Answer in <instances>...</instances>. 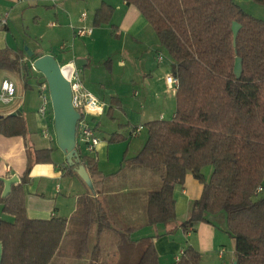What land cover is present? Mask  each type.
<instances>
[{"label": "trees", "instance_id": "16d2710c", "mask_svg": "<svg viewBox=\"0 0 264 264\" xmlns=\"http://www.w3.org/2000/svg\"><path fill=\"white\" fill-rule=\"evenodd\" d=\"M125 1L151 24L172 58V75L179 79L174 117L146 123V142L130 160L163 171L161 187L148 194L147 224H164L170 233L179 227L174 190L191 173L203 184V192L180 225L184 231L202 222L218 228L224 225L236 241L231 264H264V19L246 12L235 0ZM252 1L264 5V0ZM114 12L113 6L103 3L96 10L94 25L110 24ZM235 21L242 25L236 45ZM112 28L115 34L116 27ZM25 57L28 60L23 61ZM38 57L34 53L29 58L24 49L17 54L0 48V70L27 81L34 71L31 60ZM239 57L241 78L235 74ZM116 103L113 99L109 115ZM6 106L0 111V134L25 136L23 116L13 114L19 103ZM124 139L116 133L108 141ZM77 149L80 161L68 168L78 174L76 168L85 164L95 193L89 189L81 195L70 218H30L25 182L15 184L12 193L3 198L4 183L0 181V204L14 218L0 220L2 264H78L85 259L88 264H161L154 237L135 240L136 227H113L98 199L106 176L94 158L83 154L79 145ZM52 150H36L34 161L52 162ZM206 166H213L209 180L203 174ZM30 170L28 165L25 174ZM260 186L263 190L259 192ZM93 227L97 242L91 248ZM113 231L115 235L104 240ZM109 241L113 249L106 252ZM184 251L171 264H202L200 251L191 246Z\"/></svg>", "mask_w": 264, "mask_h": 264}, {"label": "crops", "instance_id": "0c3cea01", "mask_svg": "<svg viewBox=\"0 0 264 264\" xmlns=\"http://www.w3.org/2000/svg\"><path fill=\"white\" fill-rule=\"evenodd\" d=\"M87 1L88 0H58L56 4H52L40 0H0V48H9L17 54L21 50H25V41L27 40L24 39H31L30 35L28 32H25L24 39L22 38V41L18 40L12 31H10L11 19L15 20L18 17L26 19V15L30 14L34 15L32 19L35 23L41 24L43 20L41 15H43L49 19L48 21H44L46 26L54 31L60 42L50 49L36 48L37 50L33 51V53L39 56L48 54L54 55L61 66L80 59L81 62L84 63V66L80 68L90 67V59L82 50L83 47L86 46V41L82 45L81 39L93 36L94 31L92 35L83 37L76 36L75 34V30L78 27L84 25L90 27L88 25V14L86 21H81L80 19L81 14L85 12L84 7ZM41 3L45 4L47 8L56 6L54 17H52L53 13L51 11L39 7ZM103 3H107L114 7L115 12L112 21L119 12H122L120 21L112 24V26L116 27V33L113 34L112 32V34L122 39L123 35L120 31L125 33L123 54H125V50L127 49L128 38L132 37L133 42L136 44L134 51L137 53L139 52L138 54L146 52L140 58L142 62L141 68H143L141 74L152 78V81L155 79L157 82H160L159 84L162 83V88L167 89L166 94L171 95L173 90L169 88L166 78L172 74V62L168 63L170 65L171 74H165V70L162 68L165 66L166 62L164 57L162 61L159 60L160 45L158 42L160 41H157L158 36L156 32L157 38L154 37L152 31L148 29V25L142 21L141 18L143 15L139 9L132 5L129 6L125 0H100L95 3L96 10ZM94 20L95 15L92 24L94 27H100L94 25ZM147 33L150 39L144 36V34ZM63 43L67 45L65 49L61 48ZM25 60H28V58H23V61ZM118 66L119 68L127 69L128 63L124 59H119ZM6 79H12L17 87L16 100L6 107L9 108L13 104L19 103V107L14 111L22 108L21 115L24 118L27 133L25 136L13 137L0 134V176L10 178L14 175H18L20 182H25V201L27 214L30 218L50 219L54 216L70 218L77 208L78 198L88 193L90 188L78 174L73 173L68 168L65 153L59 155L58 162H55L53 160V152L55 149L51 148L53 149L52 162H35L29 174H25L29 164L27 156L29 131L36 129V131L41 133L42 127L47 122H49L51 129L53 127L52 119H46L38 112L41 104L40 85L43 80L37 81V93H31L25 98L24 92L26 90H34L31 75L28 77L27 81H24L22 76L18 77L16 75L9 76ZM138 79H142V77H138ZM144 81L142 80L138 89L131 91L130 95L127 93L128 96H126L127 94L124 92H119L111 88L108 89L106 86H103V84L100 86L98 85L97 89L95 88V91L92 93L98 98L103 99L106 108L102 115L98 117L92 116V125L96 127L98 123L100 124V117L109 115L113 99H116L117 102L115 108L124 112L126 120L124 125H129L131 135L135 127H144V125L150 121L165 119L162 112H155L156 109H154V105L162 102L163 99L164 101H168V97H166V99L165 97L162 98V95L165 93L164 90L159 92V89L156 87L155 89L151 81H146V83ZM174 92L176 94V91ZM114 93L116 95H114ZM147 101L154 102L152 107L151 105L147 106ZM2 108L3 107H1V109ZM149 119L150 121H148ZM99 131L100 130L96 129L97 134ZM132 136L138 140L140 138V134ZM101 139L102 141L97 147V150L94 153L86 155L96 160L99 170L106 176L103 192L98 194V199L108 212L111 223L115 229L124 230L129 227H136L132 233V238L135 240L154 237L161 264H171L175 262L176 256L181 250L189 246L201 252L202 264H215L216 261H220L221 264H231L235 260L236 241L228 234L224 225L218 228L211 223L202 222L195 229H190L188 232H185L180 226L189 218L192 202L200 198L203 192V184L200 183L193 174H187L184 184L175 187L174 198L176 201L177 224L179 227L175 230L177 234L171 236V233L168 232L169 226H165L164 224H158L156 226L147 224L148 194L161 187L163 171L145 168L131 161L116 170L118 161L112 156L114 147H112V143L108 141L109 138L103 139L101 137ZM145 141L146 140H143L141 146L136 149L137 153L139 149L143 147ZM137 142H139L140 145V141ZM46 148L49 147H42L36 150ZM136 155L137 154L133 157ZM207 168H209V166L203 169V174L206 180H209L213 171H208ZM75 175L80 179V185L77 189H74ZM66 176L73 179L70 182L68 193H63L60 182H62ZM114 233L113 231L105 235L104 240H107L110 236L113 237L115 235ZM92 236L93 230L91 239ZM228 236L230 237L232 248H228L225 242L229 239ZM96 242L97 236L95 237L93 246L90 240L91 248L94 247ZM112 249L113 245L111 244L110 250ZM221 249H225L223 256L219 254ZM88 261V259H85L82 261V264H88Z\"/></svg>", "mask_w": 264, "mask_h": 264}, {"label": "rangeland", "instance_id": "374dc122", "mask_svg": "<svg viewBox=\"0 0 264 264\" xmlns=\"http://www.w3.org/2000/svg\"><path fill=\"white\" fill-rule=\"evenodd\" d=\"M100 0H88L86 6L84 7V11L89 15L88 25L93 28L94 35L91 37L83 38L81 39L82 45L86 41V46L83 47L84 54H86L87 57H89L91 66L88 68H81V77L84 85L86 88L93 92L94 89H97V86L103 84V86H106L108 89L111 88L113 90H117L119 92L128 93L130 95V92L133 90H137L140 86V82L145 80L151 81L154 85V88L156 87L159 89V92H162L164 90V95H162V98L168 97V101L162 100V102L155 104L154 109L156 113H163L165 116V120H171L174 117V114L176 112V94L173 90L172 94H166V88L163 89L162 83L157 82V80H153L152 78H149L148 76H143L141 73L143 72L142 62L140 61L141 56L146 53L143 52L141 54H138L134 51V48L136 44L133 42V38L129 37L127 42V49L125 50V54H123V42L125 38V33L123 31H120V33L123 35V38L121 39L119 36H115L112 34L113 28L112 24H115L120 21V17L122 16V12H119L117 16L113 19L111 24H104L100 27H94L93 17L95 15L96 6L95 3H97ZM238 4L241 5V7L248 13L252 14L255 17L258 18H264V5L256 3L252 0H235ZM39 7L48 9L53 13V16L55 15L56 6L52 7H46L45 4H40ZM43 17L42 23L37 24L33 21L32 18H34V15H26V19H22V17H18L15 20L11 19L10 21V31L18 38V40L22 41V38L25 37V32H28L30 35V38L24 39L27 40L25 47H28L29 51H35L36 48H52V46H56L60 41L58 36L55 35L54 31L51 30L49 27L46 26L44 21H48L46 17L41 15ZM142 21L148 25V29L152 31L154 37L157 38L155 31L151 24L142 16ZM39 27V29H38ZM34 37H33V36ZM37 35V36H36ZM144 36L147 39H150V37L147 34H144ZM28 37V36H27ZM157 41L158 38H157ZM160 45V53L163 55L165 60V66L162 68L165 70V74H171L169 64L172 62V58L169 54V52L162 47L160 42H158ZM24 47V48H25ZM124 59L128 63L127 69L119 68L118 66V60ZM162 67V66H161ZM160 67V68H161ZM31 79L34 84V90H26L24 92L25 98L28 97L31 93H37V81L38 80H45L43 77V74L37 70H34L31 72ZM9 76H12V74L1 71L0 70V85L2 84L3 80L8 78ZM138 77H142V79H138ZM155 78V77H154ZM165 78V77H164ZM47 82V81H46ZM93 82V83H91ZM94 84V85H92ZM155 88V89H156ZM94 94V93H93ZM103 94V91H102ZM128 94L126 96H128ZM114 95H116L114 93ZM103 100V99H101ZM154 103V102H153ZM152 101H147V106L153 105ZM112 114V115H111ZM103 117H100V131L99 135L104 138H109L111 135L119 133L123 134L125 137L124 140L113 142L112 143V156L118 161V165L116 167V170L119 169L122 165H126L135 154H138L136 149L141 146L143 143V140H146L148 133L147 129L143 128L140 134L139 140L134 138V136L130 133L129 125H124L126 123L125 115L123 111L118 110V108H114L112 110V113ZM158 116V115H157ZM89 121L92 123V116H89ZM150 121V119L148 120ZM146 121V122H148ZM93 124V123H92ZM123 124V125H122ZM53 131L55 132L54 127V121H53ZM28 139H29V145L27 147V156H28V165H30L31 169L33 165L35 164V150L42 147H49L55 149L53 152V160L55 162H58V156L62 155L64 152L58 147L57 138H56V132H55V141L51 142L50 140L44 138L42 134L39 131H36V129H32V131H29L28 133ZM107 140V139H106ZM140 141V145L139 142ZM146 142V141H145ZM80 150L83 154H88L85 147L80 144ZM142 149V147H141ZM139 149V151L141 150ZM138 151V152H139ZM126 152V154H125ZM66 165V164H65ZM208 171H213V166H209L207 168ZM75 177V186L74 189H77L79 187V177L77 175ZM73 178L66 176L60 184L62 185V192L68 193V188L70 186V182ZM0 220L5 221H13L14 218L12 215L7 214L3 211V206L0 204ZM176 231L171 233V236H175L177 234ZM96 237V228L93 227V236L91 239V244L93 246L94 241ZM229 237V236H228ZM230 237L228 240H226V244L228 248H232ZM107 251H110L111 244L110 242L106 243ZM82 264V262H80ZM215 264H221L220 261H216Z\"/></svg>", "mask_w": 264, "mask_h": 264}, {"label": "water", "instance_id": "95a60500", "mask_svg": "<svg viewBox=\"0 0 264 264\" xmlns=\"http://www.w3.org/2000/svg\"><path fill=\"white\" fill-rule=\"evenodd\" d=\"M242 25L235 21L233 23L234 44L236 45L237 37ZM29 58L34 57L33 51H29L25 47ZM37 71L41 72L45 77L54 111V127L58 147L65 153L68 165L74 166L80 161V154L77 149V124L81 117L80 112L73 104V91L69 78L73 67L70 64L62 65L54 55L48 54L33 60ZM78 67H83L84 63L80 59L75 61ZM243 73L242 58H237L235 63V74L237 78H241ZM14 115H21L22 108L13 112ZM76 171L81 179L89 186L91 191L95 193L94 183L85 166L80 164ZM0 181L4 183L2 197L5 198L12 193L13 186L20 182L18 175L10 178L0 176ZM3 260V244L0 243V264Z\"/></svg>", "mask_w": 264, "mask_h": 264}, {"label": "built area", "instance_id": "2783aa9c", "mask_svg": "<svg viewBox=\"0 0 264 264\" xmlns=\"http://www.w3.org/2000/svg\"><path fill=\"white\" fill-rule=\"evenodd\" d=\"M46 3L56 4L58 0H40ZM81 21H86L87 13L84 12L81 14ZM93 28L88 26H81L75 30L76 36H89L92 35ZM67 45L63 43L61 45L62 49H65ZM159 60H163V55H159ZM73 70L69 81L71 83L72 91H73V104L75 108L80 112L81 117L77 124V145L80 146L82 144L87 153L91 154L97 150V147L100 145L102 139L97 134L94 125L89 121V116H100L104 113L106 108V104L103 100L98 98L95 94L89 91L81 77V68L78 67L75 61L70 63ZM31 65L34 70H36L34 66V62L31 60ZM166 82L169 85L171 90L176 91L179 85V79L174 77L172 74L167 76ZM17 98V87L16 83L12 79H4L2 84L0 85V109L2 106L9 105L13 103ZM40 99L41 104L39 107V114L46 118L52 119L54 121V111L53 105L51 101V96L49 92L48 83L46 81L42 82L40 85ZM50 116V118H49ZM49 121V120H48ZM143 126H138L133 129V135H138L139 132L143 130ZM41 134L44 138L54 141L55 140V132L51 129L49 122H47L41 129ZM263 188L260 186L258 191H262ZM225 253V249H221L219 254L223 256ZM185 254L184 250L176 256V261H179L181 257ZM227 264V263H224Z\"/></svg>", "mask_w": 264, "mask_h": 264}]
</instances>
